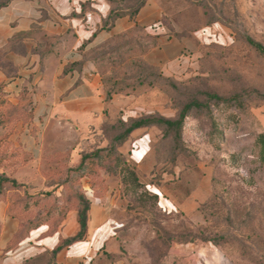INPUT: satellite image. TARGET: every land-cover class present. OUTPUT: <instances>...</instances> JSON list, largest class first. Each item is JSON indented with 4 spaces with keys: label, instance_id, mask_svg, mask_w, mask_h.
Listing matches in <instances>:
<instances>
[{
    "label": "rangeland",
    "instance_id": "374dc122",
    "mask_svg": "<svg viewBox=\"0 0 264 264\" xmlns=\"http://www.w3.org/2000/svg\"><path fill=\"white\" fill-rule=\"evenodd\" d=\"M162 6L179 32L193 35L216 25L230 41L195 39L185 57L167 70L140 69L149 43L137 29L90 49L85 58L94 62L106 86L119 90L113 95L133 98L129 107L138 108L132 117L120 109L121 117L158 113L173 118L185 102L206 101L208 91L234 96L236 102H210L206 110L186 117V151L178 152L169 137L161 140L155 127L150 149L138 162L131 150L139 135L119 147L141 177L135 190L107 170V163L94 176L68 179L82 151L106 144L100 128L93 137H86L91 131L77 137L72 122H41V130L61 132L59 151L47 152L44 159H33L15 146L10 136L28 119L24 112L29 106L8 101L0 82V175L19 184L5 190L4 202L33 222L49 209L54 216L59 213L65 186L89 199V190L100 197L110 191L115 193L111 214L126 264H207L205 258L217 264H264V164L256 142L264 132V56L245 39L250 36L264 46V0H162ZM144 191L156 194V201ZM187 231L198 238L186 243L171 239Z\"/></svg>",
    "mask_w": 264,
    "mask_h": 264
},
{
    "label": "crops",
    "instance_id": "0c3cea01",
    "mask_svg": "<svg viewBox=\"0 0 264 264\" xmlns=\"http://www.w3.org/2000/svg\"><path fill=\"white\" fill-rule=\"evenodd\" d=\"M0 6V82L5 98L12 104H29L30 116L10 137L15 146L33 159H44L47 152H58L61 132L49 133L50 123H73L75 135L97 133L104 120L103 83L94 62L86 53L118 35L139 30L148 38L144 60L153 66L171 69L184 58L194 40L229 43V35L216 25L191 34L178 31L167 18L162 0H145L131 16L116 17L105 26L111 0H3ZM133 98L113 95L111 108L122 109L132 117ZM151 128L136 129L131 158L139 161L150 149ZM94 133V134H95ZM74 152L76 147H71ZM114 195L90 198L87 234L59 250L53 264H126L117 238V221L111 214ZM19 228L9 203L0 201V264H37V257L51 251L59 240L77 233L75 212L69 211L59 229L46 234L42 224L28 231L17 246L6 253L8 242ZM4 253V254H3ZM207 264L216 260L205 258Z\"/></svg>",
    "mask_w": 264,
    "mask_h": 264
},
{
    "label": "trees",
    "instance_id": "16d2710c",
    "mask_svg": "<svg viewBox=\"0 0 264 264\" xmlns=\"http://www.w3.org/2000/svg\"><path fill=\"white\" fill-rule=\"evenodd\" d=\"M111 1L112 8L108 18L105 20V26H109L116 17L125 14H129L131 16L135 15L145 2V0ZM4 4L5 1L0 0V6ZM245 39L249 45H251L258 53L264 56V46L260 42L255 41L250 36H247ZM148 47L149 46L144 49L142 55H144ZM138 65L141 70H144V68L167 70V68H160L157 66L150 65L146 61H144L143 58H141V62ZM96 69L101 75L99 69L97 67ZM101 78L104 93V120L100 126V134L102 137L105 136L107 138L106 144L103 146L96 145L95 147L82 151L77 163L74 166H71L68 170L69 180H72L73 178L80 179L87 174H91V176L93 174L94 176V174L98 172L100 166L104 165V163H107V170H109L112 174L118 173L122 182L125 183V185H133L134 189L137 190L138 187H141V177L138 173V170L134 169L130 165V163L127 162V159L119 150V147H121L125 142H127L133 137L132 133L136 129L154 127L158 128L162 133L161 140L167 139L169 137L174 143V148H176L178 152H183L186 150L182 144V128L186 117L190 116L193 111L201 112L203 110H206L208 107V103L210 102L213 105L224 103L227 106H231L233 105V103L236 102L234 96L225 98L219 96L217 93L208 91L205 93L206 101L199 99H191L185 102L177 108V113L173 118H167L158 113H155L149 115H142L136 118H128L124 120L121 117L120 109L111 108L109 105L113 93H116L119 90L115 89L113 86H106V80L104 82L102 75ZM240 103L241 101H238L237 105H240ZM19 106L24 107L25 109V106H29V104H19ZM207 112L208 114H210L209 111ZM30 114V108L24 112V116L26 117L30 116ZM218 131L219 132L217 133L220 134L221 130ZM256 142L260 148V161L264 164V132H261L257 135ZM18 185L19 184L15 179L9 178L6 175H0V201H4L6 189L10 187L15 188ZM194 186H192V189L194 188ZM188 193H186L187 196ZM143 195L146 197H150L154 201H156L157 199L156 194H151L147 191H144ZM93 196L99 197L97 193H94ZM60 201L61 208L56 216H54L55 214H53L51 209H49L44 213L43 216H40L38 220L33 222H31L30 220L25 221L23 218L24 216L20 215L17 210H15L12 205H10L9 211L12 216L18 218L19 228L17 232L13 235L11 240L8 242L6 248L4 249V253L13 250L17 246L19 241H21L27 235L29 230L36 228L39 225H48V230L46 234H52L56 232L61 226L63 220L65 219L69 211L75 212V218L79 225L77 233L65 239L61 238L57 245L51 251H48L36 258L38 261L37 264H53V259L59 250L74 241L83 240L87 234V212L90 205V199L87 198L82 192H78L70 186H65V192L62 195ZM171 237H173L171 239L175 238L174 240L177 242L184 243L194 241L198 238L197 236H194L191 231L185 232V235H182L181 237H177L175 235H172ZM212 241L218 244L217 240Z\"/></svg>",
    "mask_w": 264,
    "mask_h": 264
},
{
    "label": "built area",
    "instance_id": "2783aa9c",
    "mask_svg": "<svg viewBox=\"0 0 264 264\" xmlns=\"http://www.w3.org/2000/svg\"><path fill=\"white\" fill-rule=\"evenodd\" d=\"M86 194H87L88 196H90V197H92V196H93V194H92V191H91V190L87 191V192H86Z\"/></svg>",
    "mask_w": 264,
    "mask_h": 264
}]
</instances>
